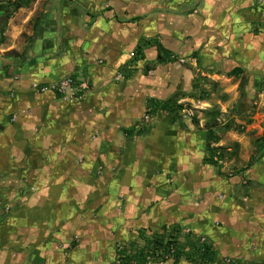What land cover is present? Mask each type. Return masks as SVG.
I'll list each match as a JSON object with an SVG mask.
<instances>
[{
    "label": "crops",
    "instance_id": "crops-1",
    "mask_svg": "<svg viewBox=\"0 0 264 264\" xmlns=\"http://www.w3.org/2000/svg\"><path fill=\"white\" fill-rule=\"evenodd\" d=\"M0 29V264H121L117 244L172 231L213 264H264V152L227 176L193 117L141 125L153 102L195 99L200 70L240 67L228 77L263 91L264 0H33ZM65 75L90 88L39 90Z\"/></svg>",
    "mask_w": 264,
    "mask_h": 264
},
{
    "label": "rangeland",
    "instance_id": "rangeland-1",
    "mask_svg": "<svg viewBox=\"0 0 264 264\" xmlns=\"http://www.w3.org/2000/svg\"><path fill=\"white\" fill-rule=\"evenodd\" d=\"M12 1L0 0V4ZM21 11L22 21L18 22L23 26L19 36L24 38L32 22H26V9ZM196 76L192 89L195 99L181 102L192 112L190 117L197 119L199 125L210 128L207 142L222 154L217 158L218 169L227 176H236L264 152V148H260L264 133V87L263 91L251 90L249 93L244 87L245 77L208 75L201 70Z\"/></svg>",
    "mask_w": 264,
    "mask_h": 264
},
{
    "label": "trees",
    "instance_id": "trees-1",
    "mask_svg": "<svg viewBox=\"0 0 264 264\" xmlns=\"http://www.w3.org/2000/svg\"><path fill=\"white\" fill-rule=\"evenodd\" d=\"M33 0H13L6 4H0V12L6 11L7 14H11L12 11L20 7H28ZM4 39L3 29H0V42ZM164 58H169V52L167 49L158 45L157 51V60L162 61ZM241 68L234 67L229 70L226 74L228 76H237L240 74ZM154 106L153 112H165L170 116L171 120H181L180 111L184 108L182 103L177 102V98H168L166 100H161L153 102ZM193 123L198 124L197 119L193 117ZM263 143L260 145V148H264V133L261 137ZM221 157L222 154L218 152L217 147H212L207 142L206 144V155L205 162L210 163L218 168L217 158ZM144 241L141 246L135 244L130 246V250H127V246L123 245L122 250H118V257L121 264L127 263H138V264H148L157 262L159 259L163 261L166 260L165 256L168 254L171 255L172 260L176 261L181 257L184 259H197L203 264H213L215 262V253L213 247L210 243L201 240L200 238H193L187 236L184 244L180 243L177 240L174 232L169 234H152L150 237H143ZM170 249H173V252L170 253ZM231 264H235L232 262Z\"/></svg>",
    "mask_w": 264,
    "mask_h": 264
},
{
    "label": "built area",
    "instance_id": "built-area-1",
    "mask_svg": "<svg viewBox=\"0 0 264 264\" xmlns=\"http://www.w3.org/2000/svg\"><path fill=\"white\" fill-rule=\"evenodd\" d=\"M36 86V85H34ZM90 88L89 82L86 79L83 80H76L72 75H65L58 79L57 81H54L49 84H44L42 85L39 90L40 91H46V90H51L54 91L57 95H59L62 98H80L88 89ZM180 114L185 115V116H191L192 112L188 109H184L180 111ZM158 115L157 113H153L151 109L146 110L145 114L142 117V126H147L149 125L155 116ZM118 250H122L123 244L119 243L117 244ZM173 252V249H170V253ZM166 259H170L171 255L165 256ZM158 263H162L163 260L159 259L157 261ZM223 264H231L230 259H224Z\"/></svg>",
    "mask_w": 264,
    "mask_h": 264
},
{
    "label": "water",
    "instance_id": "water-1",
    "mask_svg": "<svg viewBox=\"0 0 264 264\" xmlns=\"http://www.w3.org/2000/svg\"><path fill=\"white\" fill-rule=\"evenodd\" d=\"M7 17V13H4L0 16V28L3 26L4 19Z\"/></svg>",
    "mask_w": 264,
    "mask_h": 264
},
{
    "label": "flooded vegetation",
    "instance_id": "flooded-vegetation-1",
    "mask_svg": "<svg viewBox=\"0 0 264 264\" xmlns=\"http://www.w3.org/2000/svg\"><path fill=\"white\" fill-rule=\"evenodd\" d=\"M3 13L0 12V16L2 15Z\"/></svg>",
    "mask_w": 264,
    "mask_h": 264
}]
</instances>
